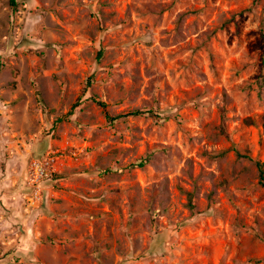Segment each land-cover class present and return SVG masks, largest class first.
<instances>
[{"label": "rangeland", "instance_id": "374dc122", "mask_svg": "<svg viewBox=\"0 0 264 264\" xmlns=\"http://www.w3.org/2000/svg\"><path fill=\"white\" fill-rule=\"evenodd\" d=\"M0 60V264H264V0H0Z\"/></svg>", "mask_w": 264, "mask_h": 264}, {"label": "trees", "instance_id": "16d2710c", "mask_svg": "<svg viewBox=\"0 0 264 264\" xmlns=\"http://www.w3.org/2000/svg\"><path fill=\"white\" fill-rule=\"evenodd\" d=\"M102 55V50H100L98 52V56L100 57ZM2 66V62L0 60V68ZM96 102V104L100 105L103 109H105L106 104L102 101L99 100H94ZM146 114H152L153 116H156V114L154 113V111L152 109H133L130 111H127L123 114H118L115 116H111L109 115V113L105 112V117L107 118V120L110 123H113L116 119H118L121 116H137V115H146ZM238 156H243L240 153L237 152ZM148 158L147 157H143L140 160L132 163L130 166H136V167H142L143 165L146 164ZM257 167H258V175H259V180L261 185L264 187V169H263V164L261 162H257Z\"/></svg>", "mask_w": 264, "mask_h": 264}, {"label": "built area", "instance_id": "2783aa9c", "mask_svg": "<svg viewBox=\"0 0 264 264\" xmlns=\"http://www.w3.org/2000/svg\"><path fill=\"white\" fill-rule=\"evenodd\" d=\"M34 173H35V175L42 176V175H46L47 174V171H45V168L44 167L37 165L34 168Z\"/></svg>", "mask_w": 264, "mask_h": 264}]
</instances>
